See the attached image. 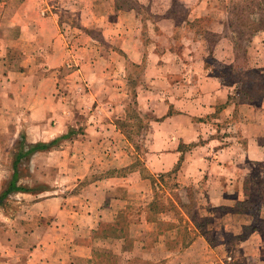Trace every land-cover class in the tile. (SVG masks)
Listing matches in <instances>:
<instances>
[{"label":"rangeland","instance_id":"obj_1","mask_svg":"<svg viewBox=\"0 0 264 264\" xmlns=\"http://www.w3.org/2000/svg\"><path fill=\"white\" fill-rule=\"evenodd\" d=\"M21 33L28 34L31 45H14ZM138 34L145 46L143 64L125 60L120 48ZM0 39L6 46L0 67V194L12 176L22 135L36 144L69 133L20 163L19 184L34 193L15 192L0 206V264H25L38 242L55 244L62 235L75 264H193V253L187 251L193 241L186 245L188 236L179 243L172 240L170 218L193 225V219L204 221L209 215L197 203L193 186L179 185L173 173L155 178V200L146 211L157 226L147 229L141 221L144 206L134 204L117 225L80 232L81 242L94 244L93 263L85 260L87 246L85 254V246L73 240L77 231L56 229L68 218L55 213L58 203L47 206L52 215L38 217L33 206L87 191L94 180L146 170L143 144L155 118L151 106L141 107L136 97L157 55L161 59L167 53L172 62L169 54H179L191 62L194 49L206 64L222 66L213 55L220 54L228 60L221 71L229 83L239 82L245 96L263 95L264 0H0ZM94 68L99 81L91 84L85 72ZM92 95L101 98L103 115L97 114L101 110ZM110 97L118 103L112 114ZM127 141L134 148L127 150ZM259 170L256 184L263 193L264 169ZM261 195L255 197L252 190L256 203Z\"/></svg>","mask_w":264,"mask_h":264},{"label":"crops","instance_id":"obj_2","mask_svg":"<svg viewBox=\"0 0 264 264\" xmlns=\"http://www.w3.org/2000/svg\"><path fill=\"white\" fill-rule=\"evenodd\" d=\"M26 36L28 34L21 33L14 45H31ZM142 37L138 34L136 40L132 37L120 47L125 60L143 64ZM0 40L2 67L1 55L6 46L3 39ZM165 55L168 54L165 53L162 60L157 55V61L149 66L151 71L145 74H149L147 84L141 86L136 97L141 107L151 106L155 118L151 122L152 138H149L151 125H148L143 144L147 151L143 165L147 172L137 169L110 175L90 182L86 185L87 191L38 201L33 206L36 208L34 215H52L47 206L58 203L55 213L68 218L58 223L56 229L70 227L77 231V238L73 240L85 246V254L87 246L85 260L93 263L96 259L92 255L94 244L81 242L85 239L79 238L80 232L89 228L97 233L99 227L100 231L106 227L103 224L116 225L119 216L128 213L134 204L144 206L141 221L147 229L157 226L150 221L147 206L155 200L159 176L173 173L179 185L193 186L197 203L204 204L203 209L209 215L204 221L193 219V225L170 218L172 240L179 243L181 238L184 241L187 236L191 237L186 245L193 241L187 250L193 253V264H264V196H258L261 202L256 203L255 199L256 195H264L260 184H256L258 171L262 172L259 169H264V94L245 96L239 82L229 83L221 71L228 67V60H223L224 56L220 58V54L213 53L217 64L222 61V66L206 64V58L194 49L191 62L171 53L173 61L170 62ZM98 75L96 68L85 72L91 84L99 81ZM92 97L93 103H99L101 111L97 114L103 115L101 98ZM109 99L112 114L118 109V103L113 102L112 97ZM112 124L109 125L118 130ZM125 147L127 150L134 148L128 141ZM44 208L45 213H41ZM163 216L169 219L168 215ZM69 245L64 235L55 244L38 242L25 264H75L70 258ZM142 258L146 260L144 255Z\"/></svg>","mask_w":264,"mask_h":264},{"label":"trees","instance_id":"obj_3","mask_svg":"<svg viewBox=\"0 0 264 264\" xmlns=\"http://www.w3.org/2000/svg\"><path fill=\"white\" fill-rule=\"evenodd\" d=\"M128 133L130 132H127V134ZM68 136H69V133L58 136L54 139H51V141L49 142H39L36 144L28 143L25 139V135L21 136V139L17 145V153H16L15 159L12 164L13 166L12 176L7 184L6 189L0 194V206H2L5 203V201L8 199V197L15 192L34 193V188L19 184V179L21 175L20 163L22 162V160L28 159L32 154H34L37 151L47 150L51 148L52 146L58 144L63 138H67ZM162 177H163V174L159 176V179H162ZM153 180L154 182H156V179L154 177H153ZM117 224L118 223H116V225ZM117 228L118 227H115L114 231Z\"/></svg>","mask_w":264,"mask_h":264}]
</instances>
